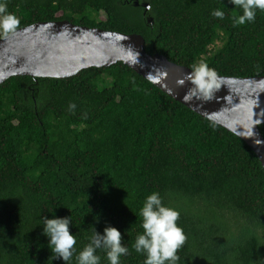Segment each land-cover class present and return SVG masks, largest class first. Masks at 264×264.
I'll return each instance as SVG.
<instances>
[{"label": "trees", "instance_id": "16d2710c", "mask_svg": "<svg viewBox=\"0 0 264 264\" xmlns=\"http://www.w3.org/2000/svg\"><path fill=\"white\" fill-rule=\"evenodd\" d=\"M20 24L62 21L141 35L148 54L219 76H264V11L235 24L229 0H5ZM225 13L213 17L214 10ZM105 18L101 19V14ZM4 37L0 35V38ZM75 105L73 110L70 105ZM264 137V124L260 125ZM180 214L179 264H264V168L243 140L117 63L65 78L0 84V264L52 260L43 218L71 217L76 251L92 228L135 239L147 196ZM108 264L104 250L96 253Z\"/></svg>", "mask_w": 264, "mask_h": 264}, {"label": "water", "instance_id": "95a60500", "mask_svg": "<svg viewBox=\"0 0 264 264\" xmlns=\"http://www.w3.org/2000/svg\"><path fill=\"white\" fill-rule=\"evenodd\" d=\"M145 39L75 25L68 20L37 22L0 38V84L14 76L65 79L80 71L123 63L164 93L225 128L256 153L264 168V76L221 77L210 99H185L191 69L148 54ZM185 80L183 85L178 82Z\"/></svg>", "mask_w": 264, "mask_h": 264}, {"label": "clouds", "instance_id": "9594fccd", "mask_svg": "<svg viewBox=\"0 0 264 264\" xmlns=\"http://www.w3.org/2000/svg\"><path fill=\"white\" fill-rule=\"evenodd\" d=\"M234 9L242 10V14L235 19V24L244 25L255 21L256 11H264V0H229ZM213 17L223 19L225 13L214 10ZM20 20L7 11L5 0H0V35L8 37L15 34ZM221 77L215 69L206 63L193 64L192 70L186 75V81L192 85L185 99L200 96L210 99L220 87ZM180 85L185 80L178 82ZM75 105H70L73 110ZM139 216L142 217L143 232L138 233L135 239V251L145 256L143 264H179L178 251L184 246L187 236L179 226L180 214L174 208L165 206L158 192L146 197ZM71 217L43 218V235L48 238V247L52 253L51 258L62 260L70 264L76 251V235L70 231ZM90 242L76 256L77 264H101L97 250L105 251L108 264H120V258L129 254L126 243L123 242L119 229L107 226L103 234L93 226Z\"/></svg>", "mask_w": 264, "mask_h": 264}, {"label": "rangeland", "instance_id": "374dc122", "mask_svg": "<svg viewBox=\"0 0 264 264\" xmlns=\"http://www.w3.org/2000/svg\"><path fill=\"white\" fill-rule=\"evenodd\" d=\"M100 18H101V19H104V18H105V16H104L103 13L101 14Z\"/></svg>", "mask_w": 264, "mask_h": 264}]
</instances>
